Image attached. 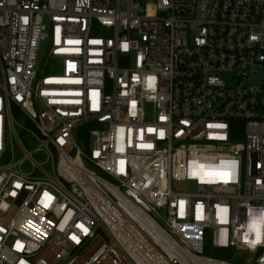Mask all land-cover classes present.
I'll return each instance as SVG.
<instances>
[{"label":"built area","instance_id":"obj_1","mask_svg":"<svg viewBox=\"0 0 264 264\" xmlns=\"http://www.w3.org/2000/svg\"><path fill=\"white\" fill-rule=\"evenodd\" d=\"M261 64L264 0H0V264H264Z\"/></svg>","mask_w":264,"mask_h":264},{"label":"rangeland","instance_id":"obj_2","mask_svg":"<svg viewBox=\"0 0 264 264\" xmlns=\"http://www.w3.org/2000/svg\"><path fill=\"white\" fill-rule=\"evenodd\" d=\"M46 46H47V43L44 44V46H43L44 48L42 50H45ZM253 70H254V72L256 74V78L255 79L260 81V82H264V64H261L260 66H255L253 68ZM16 117H17L18 122L22 126L27 127V128H31V126L28 124V122L26 120V116L24 114L18 115ZM22 139L23 140H28V138L26 136H23ZM28 143H29L30 147H35L38 144V141L32 139V140H28ZM79 144L82 146L83 150L86 151L85 147L81 143H79ZM23 156H24V153L19 151L18 154H17V158H21ZM47 158H48V155L45 152H38L37 154L34 155V159L39 161V162H44L45 160H47ZM51 164H52L51 161H49V163L46 164V166H48V168L50 169L51 168ZM22 167H23V169L25 171H30L31 170V165H30L29 161H26L25 163H23ZM178 187L180 189H186L188 186L185 183H180L178 185Z\"/></svg>","mask_w":264,"mask_h":264},{"label":"snow or ice","instance_id":"obj_3","mask_svg":"<svg viewBox=\"0 0 264 264\" xmlns=\"http://www.w3.org/2000/svg\"><path fill=\"white\" fill-rule=\"evenodd\" d=\"M70 43H72V42H70ZM155 78H150V80H154ZM151 86V85H150ZM147 147H150V145H146ZM229 176V173H227V172H225V173H223L222 174V177H224V178H227ZM182 204H183V202H181ZM47 206V205H46ZM261 219H264V217H262ZM255 221L253 222V227H254V229H255ZM82 227V226H81ZM74 239H75V237H74ZM260 241V233H259V231L257 230V235H256V239L252 242V243H258Z\"/></svg>","mask_w":264,"mask_h":264},{"label":"trees","instance_id":"obj_4","mask_svg":"<svg viewBox=\"0 0 264 264\" xmlns=\"http://www.w3.org/2000/svg\"><path fill=\"white\" fill-rule=\"evenodd\" d=\"M206 252H208V253H213V252H209L208 250H207Z\"/></svg>","mask_w":264,"mask_h":264}]
</instances>
